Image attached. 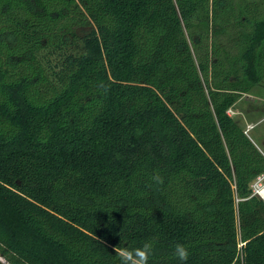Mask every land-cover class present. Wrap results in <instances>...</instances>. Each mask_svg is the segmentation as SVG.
<instances>
[{"label":"trees","instance_id":"trees-1","mask_svg":"<svg viewBox=\"0 0 264 264\" xmlns=\"http://www.w3.org/2000/svg\"><path fill=\"white\" fill-rule=\"evenodd\" d=\"M262 80L264 0H0V256L264 264Z\"/></svg>","mask_w":264,"mask_h":264},{"label":"crops","instance_id":"crops-1","mask_svg":"<svg viewBox=\"0 0 264 264\" xmlns=\"http://www.w3.org/2000/svg\"><path fill=\"white\" fill-rule=\"evenodd\" d=\"M247 95L248 94H244L240 101L236 103V105L231 109L235 110L234 117H237L238 121L244 119L247 126L252 125L247 134L260 149V151L264 154V129L261 128V126L264 124V95H249L253 97V100H249V96ZM245 96H247L246 98L248 99V101L246 102L248 106L241 107L239 106V104L245 99Z\"/></svg>","mask_w":264,"mask_h":264},{"label":"rangeland","instance_id":"rangeland-1","mask_svg":"<svg viewBox=\"0 0 264 264\" xmlns=\"http://www.w3.org/2000/svg\"><path fill=\"white\" fill-rule=\"evenodd\" d=\"M252 94H262L264 95V80H262L259 84L256 85V87L254 88V90L252 91ZM252 94H248L247 96L249 95H252ZM247 96H245V99L239 104V106L241 107H245V106H248L246 104V102L249 100H253V97L252 96H249L248 99L246 98ZM230 115H232L234 117L235 115V110H233V112L230 113ZM236 119H238L237 117H235ZM242 125H244L247 129V125L245 124V121L244 119H241V121H239ZM262 129H264V124L261 126ZM0 262L2 264H9L7 262L6 259H4L3 257L0 256Z\"/></svg>","mask_w":264,"mask_h":264},{"label":"built area","instance_id":"built-area-1","mask_svg":"<svg viewBox=\"0 0 264 264\" xmlns=\"http://www.w3.org/2000/svg\"><path fill=\"white\" fill-rule=\"evenodd\" d=\"M233 112L232 109L229 110V114ZM252 125H248L246 133L249 132ZM253 195H258L264 199V172L257 176V178L251 184ZM239 200V199H237Z\"/></svg>","mask_w":264,"mask_h":264}]
</instances>
